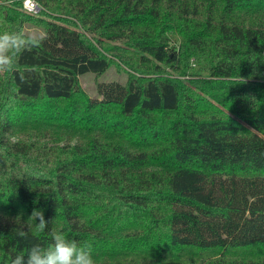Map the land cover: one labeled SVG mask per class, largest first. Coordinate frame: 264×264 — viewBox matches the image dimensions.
<instances>
[{
    "label": "trees",
    "instance_id": "obj_1",
    "mask_svg": "<svg viewBox=\"0 0 264 264\" xmlns=\"http://www.w3.org/2000/svg\"><path fill=\"white\" fill-rule=\"evenodd\" d=\"M36 1L39 15L0 0V31L38 23L45 36L0 73V264L51 231L91 243L96 264H264V22L247 18L264 0ZM84 31L186 79L130 74L78 100L79 76L113 62ZM53 127L83 141L7 136Z\"/></svg>",
    "mask_w": 264,
    "mask_h": 264
},
{
    "label": "rangeland",
    "instance_id": "obj_2",
    "mask_svg": "<svg viewBox=\"0 0 264 264\" xmlns=\"http://www.w3.org/2000/svg\"><path fill=\"white\" fill-rule=\"evenodd\" d=\"M40 13L36 14L39 15ZM59 15V13H53ZM200 19L203 17L198 16ZM46 20H51V18L44 16L43 17ZM249 20L254 22H264V14L261 15H254V16H248ZM25 30L28 32H34L37 34H44V28L40 26V24H27L25 26ZM85 34L90 37L93 42L95 43L98 48H100L108 57H110L113 62L111 63L110 67L102 74L98 75L92 72H88L86 74L79 76V88L80 92L77 93V99L82 100L85 97L90 98H100V94L98 91V84L100 82H111V81H117L120 83L125 84L130 74H135L138 76H149L147 74L143 73H159L162 70H165L164 75H171L179 78L181 80H185L186 76H180L176 72V70L172 69L171 67L162 64H160V70L158 71L156 68H154L153 64L155 65L157 62L150 57L149 55L135 51L131 53V50L133 49L132 46H129L126 44L125 41L122 39H118V37H114V39L107 38L104 36H98L100 40L103 42V44L98 43L95 38H97V35L94 33H90L87 31H84ZM182 40L179 37H175V35H172V41L170 43V47H175L176 49H179L181 45ZM124 52H128L130 55L126 56ZM141 72V73H140ZM152 76V75H151ZM59 104H62L63 106L66 104L65 102H59ZM56 128H50L47 137H34V136H26L25 133L23 134H17V133H10L7 135L12 140H30V139H40L43 143H47L50 145H73L75 143H81L83 140L82 138H78L76 136H68L67 134L56 133ZM81 140V141H80ZM191 252H188L187 255L191 254ZM243 254V255H242ZM243 258L246 259V255H244L241 251H234L231 252L228 256V259L230 260H242ZM193 264H198L200 261L199 258L194 256Z\"/></svg>",
    "mask_w": 264,
    "mask_h": 264
},
{
    "label": "clouds",
    "instance_id": "obj_3",
    "mask_svg": "<svg viewBox=\"0 0 264 264\" xmlns=\"http://www.w3.org/2000/svg\"><path fill=\"white\" fill-rule=\"evenodd\" d=\"M44 39L43 34L24 28L0 31V73L13 72L20 56L41 47ZM29 220L34 222L37 233L42 234L48 228L49 221L45 219L43 209L34 208ZM29 231L30 227L16 229L21 238H26ZM49 236L51 242L47 246L34 244L26 254L15 255L11 264H96L91 243L70 239L62 231H51Z\"/></svg>",
    "mask_w": 264,
    "mask_h": 264
},
{
    "label": "built area",
    "instance_id": "obj_4",
    "mask_svg": "<svg viewBox=\"0 0 264 264\" xmlns=\"http://www.w3.org/2000/svg\"><path fill=\"white\" fill-rule=\"evenodd\" d=\"M24 11L31 14H38L41 10L40 5L36 0H20Z\"/></svg>",
    "mask_w": 264,
    "mask_h": 264
}]
</instances>
